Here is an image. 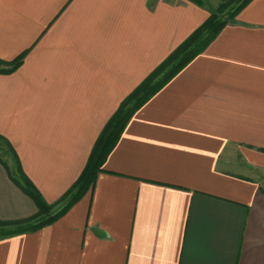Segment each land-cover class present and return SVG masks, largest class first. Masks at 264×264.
<instances>
[{"label":"crops","instance_id":"1","mask_svg":"<svg viewBox=\"0 0 264 264\" xmlns=\"http://www.w3.org/2000/svg\"><path fill=\"white\" fill-rule=\"evenodd\" d=\"M0 0V135L47 203L120 103L224 0ZM1 68V67H0ZM264 0L127 122L94 185L0 264H264ZM0 163V221L36 213Z\"/></svg>","mask_w":264,"mask_h":264},{"label":"trees","instance_id":"2","mask_svg":"<svg viewBox=\"0 0 264 264\" xmlns=\"http://www.w3.org/2000/svg\"><path fill=\"white\" fill-rule=\"evenodd\" d=\"M201 5L200 0H190ZM251 0H224L209 14L182 43H180L148 76L120 103L98 134L76 181L55 202L47 203L40 192L22 171L19 159L11 144L0 135V140L8 147L14 161L15 176L7 166L6 173L12 183L36 206V213L19 221H0V238L36 231L51 224L62 216L94 185L102 166L116 146L127 122L153 95L172 80L186 65L201 54L219 31L234 21L237 14ZM25 53L11 61L0 60V74L14 72L23 61Z\"/></svg>","mask_w":264,"mask_h":264},{"label":"rangeland","instance_id":"3","mask_svg":"<svg viewBox=\"0 0 264 264\" xmlns=\"http://www.w3.org/2000/svg\"><path fill=\"white\" fill-rule=\"evenodd\" d=\"M240 1V0H238ZM222 2V1H221ZM220 2V3H221ZM219 5V3L216 5V7ZM216 7L211 10L210 13L215 11ZM0 161L4 163L7 168L9 169L10 173L15 176V170H14V161L11 152L8 150V147L0 140ZM243 174H247L258 181L259 184L264 188V175L261 174L259 171H253L252 173H249L246 169H241Z\"/></svg>","mask_w":264,"mask_h":264}]
</instances>
